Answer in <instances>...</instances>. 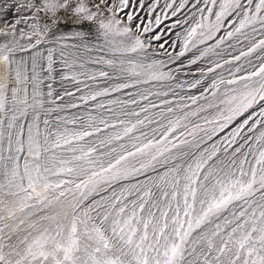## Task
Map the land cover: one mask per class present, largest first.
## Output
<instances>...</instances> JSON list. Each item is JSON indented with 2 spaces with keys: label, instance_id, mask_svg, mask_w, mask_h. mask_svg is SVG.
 <instances>
[{
  "label": "snow or ice",
  "instance_id": "6c2138e0",
  "mask_svg": "<svg viewBox=\"0 0 264 264\" xmlns=\"http://www.w3.org/2000/svg\"><path fill=\"white\" fill-rule=\"evenodd\" d=\"M138 7L0 0V264H264V0Z\"/></svg>",
  "mask_w": 264,
  "mask_h": 264
},
{
  "label": "rangeland",
  "instance_id": "374dc122",
  "mask_svg": "<svg viewBox=\"0 0 264 264\" xmlns=\"http://www.w3.org/2000/svg\"><path fill=\"white\" fill-rule=\"evenodd\" d=\"M150 2H154V0H145V4H148ZM163 3H164V0H160L161 6L163 5ZM138 4H139V0H130V8L126 9V11H136L140 16L148 17L147 8L145 7L144 9H141L138 7ZM156 14H161L159 7L156 9V12L153 13V18ZM161 19L163 20V24L160 26V28L165 29V26L170 25L174 21L175 18L170 17L169 19L165 20L163 15L161 14ZM161 34H164V32H161ZM167 35L172 36L174 38L173 32H167Z\"/></svg>",
  "mask_w": 264,
  "mask_h": 264
}]
</instances>
